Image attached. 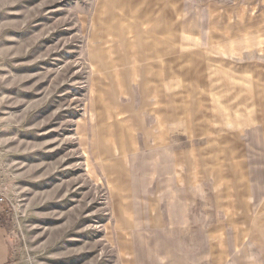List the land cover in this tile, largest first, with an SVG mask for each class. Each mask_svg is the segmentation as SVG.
Masks as SVG:
<instances>
[{
	"label": "rangeland",
	"instance_id": "obj_1",
	"mask_svg": "<svg viewBox=\"0 0 264 264\" xmlns=\"http://www.w3.org/2000/svg\"><path fill=\"white\" fill-rule=\"evenodd\" d=\"M9 264H264V0H0Z\"/></svg>",
	"mask_w": 264,
	"mask_h": 264
},
{
	"label": "crops",
	"instance_id": "obj_2",
	"mask_svg": "<svg viewBox=\"0 0 264 264\" xmlns=\"http://www.w3.org/2000/svg\"><path fill=\"white\" fill-rule=\"evenodd\" d=\"M3 228H0V264H9V251L7 236Z\"/></svg>",
	"mask_w": 264,
	"mask_h": 264
},
{
	"label": "built area",
	"instance_id": "obj_3",
	"mask_svg": "<svg viewBox=\"0 0 264 264\" xmlns=\"http://www.w3.org/2000/svg\"><path fill=\"white\" fill-rule=\"evenodd\" d=\"M7 198L4 194V192L2 191L1 185H0V206H3L6 204Z\"/></svg>",
	"mask_w": 264,
	"mask_h": 264
}]
</instances>
